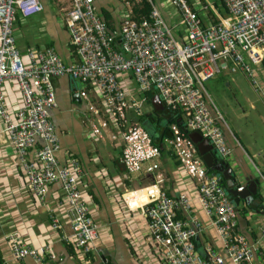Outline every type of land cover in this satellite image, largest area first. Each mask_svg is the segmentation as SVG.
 Here are the masks:
<instances>
[{
	"label": "built area",
	"instance_id": "1",
	"mask_svg": "<svg viewBox=\"0 0 264 264\" xmlns=\"http://www.w3.org/2000/svg\"><path fill=\"white\" fill-rule=\"evenodd\" d=\"M69 1L63 21L77 60L66 64L52 47L29 49L22 54L16 45V16L26 18L40 12L41 0H0L2 131L15 149L17 163L36 199L43 200L48 187L60 183L62 199L71 213L69 232L61 239L83 254L94 251L102 264H113L96 246L98 224L79 188L82 165L76 157L61 164L56 156L59 138L50 117V110L56 107L52 78L67 75L87 86L91 84L103 98L108 113L116 120H124L131 97L120 78L128 74L140 91L154 89L164 104L180 110L182 122L170 124L167 142L197 190L194 197L184 192L169 196L163 189L164 177L157 162L161 147L138 122L122 132L121 162L126 171L154 175L150 185L142 187L148 200L137 209L145 216L149 234L165 264H254L256 242L239 230L237 205L205 166L188 134L199 132L224 160L231 155L222 126L212 114L204 81L223 71H238L262 92L264 0H220L225 14L207 26L187 0H169L179 12L183 39L175 35L155 6L148 17L139 21L125 17L116 34L96 12L94 0ZM7 81L19 90L21 100L17 104L7 101L3 88ZM86 91L80 90V95L87 99ZM132 101L138 106L134 98ZM216 114L222 120L218 111ZM105 125L92 123L94 134L100 135V127ZM31 151L34 158L30 157ZM257 171L263 181L264 175ZM194 201L214 226L222 244V251L207 246V259L195 249L193 237L204 225L195 215ZM48 214L50 226L62 231L55 210L49 209ZM259 233L264 236V219ZM7 241L16 260L30 257L35 264H45L54 258L49 243L30 246L17 231L9 233ZM134 264L146 263L138 259Z\"/></svg>",
	"mask_w": 264,
	"mask_h": 264
},
{
	"label": "crops",
	"instance_id": "2",
	"mask_svg": "<svg viewBox=\"0 0 264 264\" xmlns=\"http://www.w3.org/2000/svg\"><path fill=\"white\" fill-rule=\"evenodd\" d=\"M136 1L138 0H111L114 5H108L107 0H94V6L98 15L105 22L108 20L109 30L118 34L121 22L130 16ZM151 1L165 22L173 28L175 35L183 39L184 30L178 23L177 8L172 6L169 0ZM187 1L199 14L204 26L218 21L219 16L225 14L219 0ZM41 2L43 9L40 12L26 18L16 16L13 32L18 49L24 54L29 49L52 47L64 63L76 61L77 56L73 52L63 21L70 1ZM103 10L107 15L103 14ZM120 81L131 97V100L128 99L124 120H116L108 113L103 98L91 84L87 86L67 75L52 78L56 107L50 110V117L59 138L56 156L61 164L66 163L70 157H76L82 165L83 175L79 180V188L90 207L93 219L98 224L99 238L96 246L100 248V253L103 252L113 264H134L138 259L146 264H165L163 255L149 234L145 216L136 208L147 202L143 188L150 185L154 175L145 171L135 174L126 171L121 162L122 132L138 122L150 134L152 141L161 147L157 162L164 177L163 189L169 196L175 197L184 192L194 197L197 190L186 176L173 147L167 142L171 132L170 124H166L169 134L165 132L163 102L162 106L153 104V95L150 92L151 99L147 104L144 92L139 90L134 79L128 74L120 78ZM260 82L264 103V77ZM3 88L11 105L20 102L19 90L12 81L4 83ZM80 90H87V99L79 94ZM132 98L140 108L134 106ZM178 121L181 124L180 115ZM99 122H105L106 125L100 127L101 134L96 135L92 130V123ZM2 129L3 123L0 120V264H35L30 257L21 260L12 257L7 235L13 231H17L30 246L46 243L51 245L54 258L48 259L45 264H100L101 261L94 251L83 254L73 244L61 239V235L69 232L71 213L68 204L62 199L60 183L51 184L43 200L36 199L17 163L15 149ZM229 137L225 135L227 143L233 148L234 156H228L226 161L231 167L241 162L238 163L240 170L237 172L239 171L243 183L245 177L256 178L255 172L249 170L244 163V152L237 148ZM30 157H35L34 151L30 152ZM261 182L255 194L249 191L245 198L240 199L237 207L240 214L239 230L248 240L256 242L258 247L254 264H264V236L259 233L264 219V185H261ZM126 192L129 193L124 197ZM51 208L60 219L62 231L50 226L48 212ZM194 211L204 225L193 237L195 249L206 259L207 246L222 251V244L214 226L210 224L208 217L203 215L196 201Z\"/></svg>",
	"mask_w": 264,
	"mask_h": 264
},
{
	"label": "rangeland",
	"instance_id": "3",
	"mask_svg": "<svg viewBox=\"0 0 264 264\" xmlns=\"http://www.w3.org/2000/svg\"><path fill=\"white\" fill-rule=\"evenodd\" d=\"M107 1L108 5H114L111 0ZM204 88L211 106L222 116V126L233 144L244 152V163L261 182L257 171L259 168L264 175V103L261 92L252 86L245 74L238 71L221 72L204 81ZM233 152L232 148L229 157L234 156ZM238 163L241 162L234 165L236 170H240ZM261 185H264V180Z\"/></svg>",
	"mask_w": 264,
	"mask_h": 264
},
{
	"label": "water",
	"instance_id": "4",
	"mask_svg": "<svg viewBox=\"0 0 264 264\" xmlns=\"http://www.w3.org/2000/svg\"><path fill=\"white\" fill-rule=\"evenodd\" d=\"M151 93L153 95V98H152L153 104L162 106L161 105L162 102H161L160 97L158 96L157 91L152 89ZM210 108H211L213 116L216 117V121L220 125H223L222 120H220L216 116L217 114L214 108H212L211 106ZM224 132H225V135H228L226 131ZM188 135L190 139L192 140V142L196 145L198 153L203 163L205 164V166L211 169V172L214 173L218 177V179L223 184L227 194L230 196L232 201L237 205V207L239 205L240 199L245 198L250 192L255 194L256 188L258 187L259 182H260L258 178H250V177L246 178L245 177L244 183H243V179H240L241 175L238 174L237 170L234 167H231L226 160L222 159L216 154V152L212 148L211 143L209 142L207 138H204L197 131L189 132ZM238 216H240L239 213H238ZM103 257H106L105 254H103Z\"/></svg>",
	"mask_w": 264,
	"mask_h": 264
},
{
	"label": "trees",
	"instance_id": "5",
	"mask_svg": "<svg viewBox=\"0 0 264 264\" xmlns=\"http://www.w3.org/2000/svg\"><path fill=\"white\" fill-rule=\"evenodd\" d=\"M151 10H152V1L151 0H138V1H136L133 4V7H132V10L130 12V16L129 17L139 21L142 18L148 17V15L150 14ZM103 14L107 15V13L104 10H103ZM105 23H106V25L108 27V25H109L108 20H106ZM108 29H110V28H108ZM150 92H151V90H148V91H145L144 94H143L144 98H145V102L147 104H149L150 99H151ZM163 105L165 106L163 108V112L165 113L164 116L166 117V120H165L166 130H165V132L168 135L169 134L168 131H167L168 125H166V124H172V123H177L178 124L179 123L178 117L181 114V112H180L179 109L173 110L170 106H168V105H166L164 103H163ZM156 112H159V111L156 110ZM209 171L211 172V169H209ZM243 211H244V209H242V212ZM178 217H181L180 213H178Z\"/></svg>",
	"mask_w": 264,
	"mask_h": 264
},
{
	"label": "clouds",
	"instance_id": "6",
	"mask_svg": "<svg viewBox=\"0 0 264 264\" xmlns=\"http://www.w3.org/2000/svg\"><path fill=\"white\" fill-rule=\"evenodd\" d=\"M220 1V0H219ZM221 2V1H220ZM223 5V4H222ZM153 6H155V5H153L152 4V7ZM156 7V6H155ZM80 94V93H79ZM83 97V96H82ZM84 98V97H83ZM129 100H131L130 98H128ZM129 100H128V102H129ZM133 102V101H132ZM162 102V101H161ZM136 108H140V106L138 105V106H135ZM126 112V111H125ZM223 123V122H222ZM140 124V123H139ZM141 125V124H140ZM142 126V125H141ZM222 126V125H221ZM143 127V126H142ZM144 128V127H143ZM145 129V128H144ZM222 129H223V132H224V128H223V126H222ZM146 130V129H145ZM224 136H225V133H224ZM225 140H226V138H225ZM227 142V141H226ZM228 144V143H227ZM228 146H229V144H228ZM230 147V146H229ZM232 148V147H231ZM128 203V202H127ZM137 208V207H136Z\"/></svg>",
	"mask_w": 264,
	"mask_h": 264
}]
</instances>
